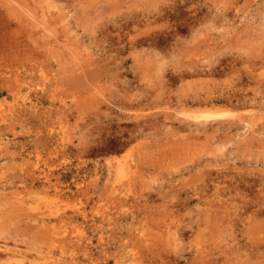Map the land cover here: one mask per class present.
<instances>
[{"label": "rangeland", "instance_id": "1", "mask_svg": "<svg viewBox=\"0 0 264 264\" xmlns=\"http://www.w3.org/2000/svg\"><path fill=\"white\" fill-rule=\"evenodd\" d=\"M0 23V264H264V0Z\"/></svg>", "mask_w": 264, "mask_h": 264}, {"label": "bare ground", "instance_id": "2", "mask_svg": "<svg viewBox=\"0 0 264 264\" xmlns=\"http://www.w3.org/2000/svg\"><path fill=\"white\" fill-rule=\"evenodd\" d=\"M180 3V2H179ZM177 8V7H176ZM20 10V9H19ZM227 10V9H226ZM17 11V10H16ZM152 11V10H151ZM177 11H178V9H177ZM176 11V12H177ZM199 11V10H198ZM31 12H33L32 11V9H31ZM150 12V11H149ZM23 13V12H22ZM151 13V12H150ZM34 17V16H33ZM155 18V17H154ZM129 20H130V18H129ZM134 20V19H133ZM136 21V20H135ZM212 23V22H211ZM1 24V23H0ZM216 25V24H215ZM212 27V26H211ZM194 29V28H193ZM129 43V42H128ZM154 45V44H153ZM133 48V47H132ZM184 70V69H183ZM200 70V69H199ZM185 71V70H184ZM188 71V70H187ZM196 71V70H195ZM182 72V71H181ZM189 72V71H188ZM203 72V71H202ZM193 73H194V70H193ZM176 74V73H175ZM181 74V73H180ZM199 75H200V73H199ZM184 78V77H183ZM176 79V78H175ZM164 83V82H163ZM200 83V82H199ZM11 84V83H10ZM166 84V83H165ZM7 84H5V86H6ZM8 86V85H7ZM166 86V85H165ZM18 88V87H17ZM164 88V87H163ZM3 89V88H2ZM15 89H16V87H15ZM165 89V88H164ZM216 89V88H215ZM4 90V89H3ZM5 90H7V88L5 89ZM8 90H9V88H8ZM18 90V89H17ZM229 91V90H228ZM228 91H226V92H228ZM3 92H5V91H3ZM9 92V91H8ZM12 93V92H11ZM14 93V92H13ZM16 93V92H15ZM224 93V92H223ZM151 94V93H150ZM221 94V93H220ZM15 95V94H14ZM145 95H147V94H145ZM152 95V94H151ZM153 96V95H152ZM210 96V95H209ZM219 96H221V95H219ZM198 97H200V96H198ZM211 97V96H210ZM222 97H223V95H222ZM145 98H146V96H145ZM161 98V97H160ZM170 98V97H169ZM194 98V97H193ZM227 98V97H226ZM201 99V98H200ZM199 99V100H200ZM205 99V98H204ZM207 99V98H206ZM211 99V98H210ZM209 99V100H210ZM225 99V98H224ZM142 100H143V98H142ZM197 100V99H196ZM201 100H203V99H201ZM200 100V102H202ZM195 101V98H194V100L192 101V102H194ZM220 101V100H219ZM227 101V100H226ZM197 102H198V100H197ZM203 103H205V102H203ZM213 103V102H212ZM211 103V104H212ZM227 104L229 103L228 101L226 102ZM183 104V103H182ZM199 105V104H198ZM149 107V106H148ZM136 108V107H135ZM22 110V109H21ZM18 111V110H17ZM19 112V111H18ZM15 113V112H14ZM20 113V112H19ZM16 114H18V113H16ZM214 115H216L215 113H213ZM19 115V114H18ZM125 117V116H124ZM138 122H140V121H138ZM147 122V121H146ZM150 123V122H149ZM154 123V122H153ZM138 124V123H137ZM142 124V123H141ZM152 124V123H151ZM139 125H140V123H139ZM144 125V124H143ZM137 126V125H136ZM142 126V125H141ZM146 126V125H145ZM147 129H148V126H147ZM134 130V129H133ZM136 130V129H135ZM149 130V129H148ZM130 131H132V130H130ZM131 134V133H130ZM128 136V135H127ZM137 140V139H136ZM129 141V140H128ZM135 141V140H134ZM121 146V145H120ZM119 146V147H120ZM221 173H222V171H221ZM214 174V173H213ZM225 174V173H224ZM210 175V174H209ZM212 176V175H211ZM210 177V176H209ZM211 178V177H210ZM208 179V178H207ZM225 180V179H224ZM206 182V181H205ZM213 182V181H212ZM218 182H220V180L218 181ZM222 182V181H221ZM211 183V182H210ZM202 184V183H201ZM206 184V183H205ZM208 184V183H207ZM225 184V183H224ZM207 186V185H206ZM215 186V185H214ZM221 186H223V184L221 185ZM226 186V185H225ZM199 187V186H198ZM213 187V186H212ZM205 188V187H204ZM210 188V187H209ZM203 189V188H202ZM221 189H223V188H221ZM210 190V189H209ZM225 190H227V189H225ZM200 191V190H199ZM237 191V190H236ZM214 192V191H213ZM219 192V191H218ZM227 192H229L228 190H227ZM202 193H203V191H202ZM215 193H216V191H215ZM222 193H223V191H222ZM239 193V192H238ZM195 195H198V194H195ZM214 195V194H213ZM223 195V194H222ZM241 195V194H240ZM239 196V195H238ZM194 197V196H193ZM197 197H199V196H196V199H197ZM216 197V196H215ZM220 197V196H219ZM224 197V196H223ZM242 197V196H241ZM244 197V196H243ZM245 199V198H244ZM218 200V199H217ZM221 200V199H220ZM222 200H223V198H222ZM221 200V201H222ZM220 201V202H221ZM242 201V200H241ZM240 201V202H241ZM187 202H188V200H187ZM219 202V203H220ZM263 202V201H262ZM261 202V203H262ZM242 203V202H241ZM248 203V202H247ZM261 203H260V205H261ZM250 204H252V203H249V205ZM221 205H223V204H221ZM248 205V206H249ZM258 205V204H257ZM208 206V205H207ZM210 207V206H209ZM222 207H225V205L224 206H222ZM230 207V206H229ZM245 207V206H244ZM257 207V206H256ZM261 207V206H260ZM246 208H247V206H246ZM208 209V208H207ZM227 209V208H226ZM231 209V208H230ZM263 209H264V207H263ZM263 209H260V210H262L263 211ZM206 210V209H205ZM207 211V210H206ZM209 212H210V210H208ZM214 211V210H213ZM230 211V210H229ZM245 211V210H244ZM249 211H251L250 209H249ZM255 211V210H254ZM225 212V211H224ZM247 212V211H246ZM210 213H212V212H210ZM219 213V212H218ZM228 213V212H227ZM244 213V212H243ZM248 213V212H247ZM255 213V212H254ZM263 213V212H262ZM261 213V214H262ZM223 214V213H222ZM225 214V213H224ZM238 214H240V212L238 213ZM206 215V214H205ZM213 214H211V215H209L210 216V218H211V216H212ZM216 215V214H215ZM215 215H213V216H215ZM227 215V214H226ZM254 215V214H253ZM258 215V214H257ZM208 216V215H207ZM212 216V217H213ZM217 216V215H216ZM232 216V215H231ZM231 216H229V217H231ZM238 216V215H237ZM242 216V215H241ZM263 216V215H262ZM251 217V216H250ZM214 218H216V217H214ZM209 219V218H208ZM222 219V218H221ZM228 219V218H227ZM231 219V218H230ZM205 220H207V217H206V219ZM210 220V219H209ZM256 220V219H255ZM221 221V220H220ZM225 221H226V218H225ZM224 221V222H225ZM229 221V220H228ZM231 221V220H230ZM209 222V221H208ZM222 222V221H221ZM220 222V223H221ZM207 223V222H206ZM212 223V222H211ZM227 223V222H226ZM229 223V222H228ZM227 223V224H228ZM210 224V223H209ZM207 225V224H206ZM211 225V224H210ZM223 225V224H222ZM224 225H225V223H224ZM214 226V225H213ZM221 229V228H220ZM232 230V229H231ZM221 231V230H220ZM226 235V234H225ZM233 235V234H232ZM236 235V234H235ZM239 235V234H238ZM247 235V234H246ZM230 236V235H229ZM232 237V236H231ZM247 237V236H246ZM250 237V236H249ZM5 238V237H4ZM233 238V237H232ZM234 238H236V236L234 237ZM252 238V237H251ZM16 239V238H15ZM227 239V238H226ZM228 239H229V237H228ZM231 239V238H230ZM237 240V239H236ZM252 240H253V238H252ZM251 241V240H250ZM249 241V242H250ZM253 245V244H252ZM247 246V245H246ZM248 246H249V244H248ZM263 246V245H262ZM251 247L252 246H250V248L249 249H251ZM255 247V246H254ZM257 248V247H256ZM246 249V248H245ZM255 249V248H254ZM259 249V248H258ZM260 249H261V247H260ZM232 250V249H231ZM2 251V250H1ZM236 251H237V249H236ZM254 251V250H253ZM238 252V251H237ZM246 252H247V250H246ZM255 253V252H254ZM257 253H259L258 251H257ZM262 253V252H261ZM214 254H215V252H214ZM260 254V253H259ZM258 254V255H259ZM222 255V254H221ZM226 255V254H225ZM219 256V255H218ZM251 258V257H250ZM228 260H230V259H228ZM259 260H260V258H259ZM217 261V260H216ZM247 261V260H246ZM232 262V261H231ZM249 262V261H248ZM216 263V262H215ZM232 264V263H231Z\"/></svg>", "mask_w": 264, "mask_h": 264}]
</instances>
